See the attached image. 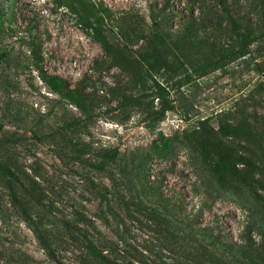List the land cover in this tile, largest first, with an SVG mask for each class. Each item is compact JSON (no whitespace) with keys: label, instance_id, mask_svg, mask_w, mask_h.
I'll list each match as a JSON object with an SVG mask.
<instances>
[{"label":"rangeland","instance_id":"rangeland-1","mask_svg":"<svg viewBox=\"0 0 264 264\" xmlns=\"http://www.w3.org/2000/svg\"><path fill=\"white\" fill-rule=\"evenodd\" d=\"M100 2L114 15H102ZM65 3L0 0V51L6 52L0 60V161L28 187V194L11 193L0 179V264H106L87 255L74 238L77 228H87L100 245L113 241L105 252L114 264H196L189 259L192 236L218 253L215 264H264L260 4L241 0L234 7L255 26L247 40L231 35L221 54L210 42L188 41L182 59L158 72L166 91L155 104L168 109L152 130L143 113L120 119L109 101L87 128L74 127L73 117L82 115L39 78L28 32L35 28L40 35L50 73L72 85L88 76L101 99L105 84H126L129 77L108 67L99 39L123 42L121 20L148 26L151 8L166 0ZM170 3L165 26L174 31L188 12L187 0ZM207 7L215 25L219 6L208 0ZM98 60L106 63L102 70ZM159 131L175 143L153 154ZM111 149L119 151L118 164L103 154ZM177 219L202 230L178 235Z\"/></svg>","mask_w":264,"mask_h":264},{"label":"trees","instance_id":"trees-1","mask_svg":"<svg viewBox=\"0 0 264 264\" xmlns=\"http://www.w3.org/2000/svg\"><path fill=\"white\" fill-rule=\"evenodd\" d=\"M65 1L77 2L80 6L86 4V0H53L58 6L67 5ZM255 1L264 10V0H249L250 4H253ZM213 2L217 3L220 11V16L217 18L215 25L209 24L205 16L208 10V0H187L188 12L185 11L181 28L174 31L168 30L165 26V15L168 11L173 10L174 6L171 5L170 0H166L163 7L158 8V6H155L151 8V23L148 26H143L129 19L121 20L122 24H120L119 29H121V35L124 38L121 39L123 42L111 41L106 37L100 38L99 42L102 45L104 60L106 59L108 62V67H117L129 77V81L126 84H105L102 89L105 92L104 98H98V94L91 90L94 84L88 76L81 78L75 85H72L65 77L50 73L47 70L43 41L35 28L29 29L28 32L29 49L33 65L38 72L39 78L54 93L60 95L71 105L79 109L82 116H75L72 121L74 127L77 129L87 128L89 123L93 121L96 111L102 109V106L109 101L110 103H116L114 109L118 111L117 116L120 119H130L134 113L140 112L148 120L150 129L156 130L158 125L164 120L165 111L168 109V106H165L163 103L161 107L155 104L156 98L160 100L164 99L166 91V87L159 80L157 74L164 68L172 67L175 60L182 59L184 55L182 44H187L188 41L210 42L214 48L213 51L219 48V53L221 54L222 49L225 48V40L231 35L245 41L256 30L249 20L244 19V17L241 18L240 15L236 14L234 7L241 0L235 3H232L230 0H213ZM96 7L102 15H114L104 2L98 3ZM197 10H200L204 15L197 14ZM96 30L99 32L98 28ZM99 34L102 35L101 32ZM5 56L6 52L0 51V60H3ZM96 62L98 65L97 69L99 70H102L103 65L106 64L99 60ZM108 95L109 97L106 98ZM174 143V138L159 131L158 136L153 140L151 145L152 153H165L172 148ZM103 154L112 160L114 164H118V149L107 150ZM127 167H133V162L127 164ZM0 179L3 182V186L11 193H15L19 189L28 194V187L23 183L18 174L13 168L2 161H0ZM147 188L149 187L147 186ZM91 223L94 224L93 221H90L85 225L89 226ZM176 223L175 230L178 235H184L188 231H190V234L195 235L198 234V231L202 230L200 226L188 223L184 224L179 219L176 220ZM180 224H184L183 229ZM85 229L77 228L78 237L74 238L84 244L87 255L106 264H114V261L105 251L108 247L114 248L116 244L113 241L105 239L100 245L91 236L90 232ZM180 238L181 236H177V239ZM188 244L190 245V249L195 251V254L189 255L190 261L196 264H215L216 261L220 262L218 253L202 246V242L195 236L189 238ZM196 251H198V254ZM199 252H201V255ZM53 255L55 258L57 257L56 252H53ZM59 263L62 264L61 262Z\"/></svg>","mask_w":264,"mask_h":264}]
</instances>
